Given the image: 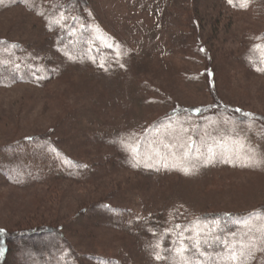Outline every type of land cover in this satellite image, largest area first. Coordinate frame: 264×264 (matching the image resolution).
Masks as SVG:
<instances>
[{"label": "rangeland", "instance_id": "374dc122", "mask_svg": "<svg viewBox=\"0 0 264 264\" xmlns=\"http://www.w3.org/2000/svg\"><path fill=\"white\" fill-rule=\"evenodd\" d=\"M90 4L96 62L59 49L46 1L0 0V66L38 79L0 84V236L58 227L62 264H181L221 230L264 264V47L247 40L264 0ZM12 246L0 264L60 262Z\"/></svg>", "mask_w": 264, "mask_h": 264}, {"label": "trees", "instance_id": "16d2710c", "mask_svg": "<svg viewBox=\"0 0 264 264\" xmlns=\"http://www.w3.org/2000/svg\"><path fill=\"white\" fill-rule=\"evenodd\" d=\"M44 1H46L49 10L47 14L49 17V25L51 27V31L55 34L59 49H64L68 52H71L77 59L79 58L87 61L90 60L93 62L99 60L97 59V56H104L105 54L103 53H105L106 50L109 51V48L100 45L95 37L92 35L88 36L86 35L87 33H84L85 31H88V29H91V25L89 24L91 6L90 0ZM247 1L248 0H232L235 7L240 6L242 3H246ZM247 38V40H251L253 43L257 42V44H260L264 47V31L258 33L256 37L250 35ZM76 43L81 44L82 48L75 50L72 47V44ZM83 44H91L92 49L90 50L85 48ZM4 45V43H0V48H2ZM92 56L96 57L92 58ZM110 57L113 58V55ZM257 60V58L250 59L248 65L250 69L256 68L253 63L257 62ZM209 72L212 74L211 68L209 69ZM34 76L36 77L37 75L32 73L28 66H14L12 63H6L0 66V84L2 85H8L17 81H34L36 83L38 82V79L34 80V78H32ZM260 213L263 215L261 217H264V208L260 211ZM220 220L222 221V219ZM168 222L170 221L168 220ZM139 225H141V227L145 226L142 224ZM193 226V222L186 221L183 223V225L181 224L179 227L174 228L176 230L174 231V234L177 235L175 238L173 235L171 236V231H168L165 234L163 243L166 244L168 248L167 252H169L170 257L175 258L176 253L182 248V243H180L181 235L179 234V231L186 229L189 233L190 228ZM231 232L233 231L231 230ZM262 232H264V229ZM5 233L6 231H3L0 236V249L3 248L4 258L7 252H9V248H7L6 245L10 240V246H12V244L14 245V247L12 246L11 248H13L17 254L24 253V257L28 261L32 260L31 258H34L35 256L39 259H44L46 256H53L52 258L55 257L54 259L60 261L59 264H62V262L65 261L66 256L61 254L65 239L62 236L61 229L58 227L41 226L36 229H25L15 232L12 235L6 233V236ZM222 233H224V231H213L212 235H209V238H203L204 240L202 239L199 241V244L202 248L199 252H197L195 249H185L184 251H181V257H183V262H181V264L185 263L184 259L189 260V258L194 257V255L202 257V261L200 262L201 264H244V262L247 261L245 257L247 255L248 261L253 259L254 253H252L251 250H246L244 253H241L242 247H246V244L242 242V240L244 241L245 235L243 238L242 236L240 237L239 233L236 232L235 236L234 233L232 236L228 235L226 237ZM145 234H147V232ZM190 238L191 237L188 236L185 242H191ZM210 242L216 243L214 246L210 247ZM236 242H240V245L235 247L234 254H228L222 247V245L226 244L230 246V243Z\"/></svg>", "mask_w": 264, "mask_h": 264}, {"label": "snow or ice", "instance_id": "6c2138e0", "mask_svg": "<svg viewBox=\"0 0 264 264\" xmlns=\"http://www.w3.org/2000/svg\"><path fill=\"white\" fill-rule=\"evenodd\" d=\"M229 2L231 3V2H232V0H229Z\"/></svg>", "mask_w": 264, "mask_h": 264}]
</instances>
